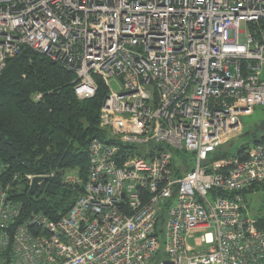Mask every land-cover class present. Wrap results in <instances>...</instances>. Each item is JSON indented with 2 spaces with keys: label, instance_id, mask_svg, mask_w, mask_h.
Returning a JSON list of instances; mask_svg holds the SVG:
<instances>
[{
  "label": "built area",
  "instance_id": "1",
  "mask_svg": "<svg viewBox=\"0 0 264 264\" xmlns=\"http://www.w3.org/2000/svg\"><path fill=\"white\" fill-rule=\"evenodd\" d=\"M24 46L72 71L78 99L102 80L104 137L55 219L23 214L0 163V264H264L242 197L264 183V142L215 158L264 106V0H0V73ZM164 146L191 168L178 175Z\"/></svg>",
  "mask_w": 264,
  "mask_h": 264
},
{
  "label": "trees",
  "instance_id": "2",
  "mask_svg": "<svg viewBox=\"0 0 264 264\" xmlns=\"http://www.w3.org/2000/svg\"><path fill=\"white\" fill-rule=\"evenodd\" d=\"M96 81L94 95L81 100L73 88L75 74L46 55L24 46L6 60L0 73V163L4 180L17 176L14 192L17 184L25 186L14 194L23 204V214L41 211L55 219L81 191L79 183L67 182L66 177L75 174L85 179L87 145L94 137H104L99 113L107 88L100 78ZM261 142L264 136L254 140ZM190 168L191 164L177 168L176 173ZM28 174L53 176L28 196L24 181ZM257 225L264 227V216L257 218Z\"/></svg>",
  "mask_w": 264,
  "mask_h": 264
},
{
  "label": "rangeland",
  "instance_id": "3",
  "mask_svg": "<svg viewBox=\"0 0 264 264\" xmlns=\"http://www.w3.org/2000/svg\"><path fill=\"white\" fill-rule=\"evenodd\" d=\"M241 29H244L243 25H241ZM110 86L113 90L117 91L119 89V86L114 80H110ZM239 122L241 124V131L220 147V149L215 154V158L224 159L225 156H233L236 154L237 150L240 147H251L254 145V140H259L262 136H264V106L257 105L254 107L251 113L240 115ZM155 144L161 145L162 143L151 142L149 144L143 145V148L152 149ZM165 150L170 154L173 170L179 168L180 165H182L185 161H188L190 163L193 162L194 154L191 152L167 146L165 147ZM71 176H75V174H71ZM44 178L45 180L47 179V177ZM41 183H39L38 185H40ZM24 189L25 186L23 184H17V191L19 193ZM242 197L245 200V211L243 212L245 216H249L255 219L264 216V183H259L252 189L243 192ZM208 198L210 200H213L214 196L211 193H208ZM157 229L161 231L159 232L158 238L160 241V250L157 257L159 260H164L167 259L164 245L165 222H160L157 226ZM149 264L152 263L150 262Z\"/></svg>",
  "mask_w": 264,
  "mask_h": 264
},
{
  "label": "water",
  "instance_id": "4",
  "mask_svg": "<svg viewBox=\"0 0 264 264\" xmlns=\"http://www.w3.org/2000/svg\"><path fill=\"white\" fill-rule=\"evenodd\" d=\"M45 181L44 177H39L36 176L31 180V183L29 185L28 191H27V195L31 196L34 192V190L36 189V187L38 186L39 183H43Z\"/></svg>",
  "mask_w": 264,
  "mask_h": 264
}]
</instances>
